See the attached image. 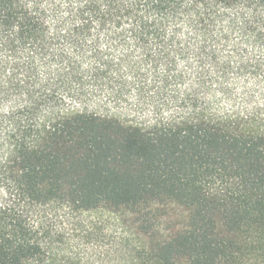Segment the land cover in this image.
Returning a JSON list of instances; mask_svg holds the SVG:
<instances>
[{
	"label": "trees",
	"instance_id": "trees-1",
	"mask_svg": "<svg viewBox=\"0 0 264 264\" xmlns=\"http://www.w3.org/2000/svg\"><path fill=\"white\" fill-rule=\"evenodd\" d=\"M246 40L264 0H0V264H264V103L213 107ZM159 199L182 227L78 214Z\"/></svg>",
	"mask_w": 264,
	"mask_h": 264
},
{
	"label": "rangeland",
	"instance_id": "rangeland-1",
	"mask_svg": "<svg viewBox=\"0 0 264 264\" xmlns=\"http://www.w3.org/2000/svg\"><path fill=\"white\" fill-rule=\"evenodd\" d=\"M233 37L232 39H236L235 36ZM245 42L246 44L241 46L240 54L244 59L260 61L257 67L251 69L256 70L255 75L259 73L260 76L251 74L249 70L244 72L233 68L229 69L230 73L225 77V83H227L228 90L234 95L228 98L218 94L213 99V107L220 111L243 110L246 103L242 99V92L246 89H251L257 93L255 95L257 103H264V87L258 82L264 80V43L256 45L250 40ZM225 49V55L229 57L231 65H236L239 57L236 56L234 46L230 44ZM78 214L82 215L81 218L84 219V229L91 227L89 226L90 222H93L97 233H107L112 239L115 233H169L185 224L188 209L171 199H159L147 201L133 209L101 207L97 210L79 212ZM59 224L61 223H56V226ZM145 228L148 229V232H144ZM65 233L67 234L63 241L67 243L70 251L73 253L80 251L83 255L85 251H89L87 245L75 241L73 237L75 231L68 228ZM110 242L106 240V245Z\"/></svg>",
	"mask_w": 264,
	"mask_h": 264
}]
</instances>
